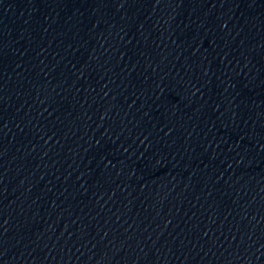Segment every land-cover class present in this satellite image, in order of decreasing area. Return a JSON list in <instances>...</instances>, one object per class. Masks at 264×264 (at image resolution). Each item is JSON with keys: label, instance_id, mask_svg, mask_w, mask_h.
Instances as JSON below:
<instances>
[{"label": "water", "instance_id": "water-1", "mask_svg": "<svg viewBox=\"0 0 264 264\" xmlns=\"http://www.w3.org/2000/svg\"><path fill=\"white\" fill-rule=\"evenodd\" d=\"M0 264H264V0H3Z\"/></svg>", "mask_w": 264, "mask_h": 264}, {"label": "snow or ice", "instance_id": "snow-or-ice-1", "mask_svg": "<svg viewBox=\"0 0 264 264\" xmlns=\"http://www.w3.org/2000/svg\"><path fill=\"white\" fill-rule=\"evenodd\" d=\"M3 0H0V3H2ZM124 2H126V0H124ZM121 7H123V2L121 3Z\"/></svg>", "mask_w": 264, "mask_h": 264}]
</instances>
